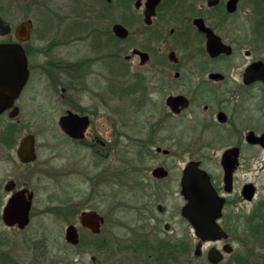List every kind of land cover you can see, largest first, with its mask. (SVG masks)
I'll return each instance as SVG.
<instances>
[{
  "label": "flooded vegetation",
  "instance_id": "1",
  "mask_svg": "<svg viewBox=\"0 0 264 264\" xmlns=\"http://www.w3.org/2000/svg\"><path fill=\"white\" fill-rule=\"evenodd\" d=\"M147 1L132 0L129 8L121 0L82 2L77 22L42 23L38 32L31 20L29 37L19 41L27 79L0 112V223L18 232L31 223L35 191L26 167L37 160L35 134L29 132L33 160L23 159L21 147L28 106L42 97L41 110L47 101L52 106L38 125L58 127L71 150L70 173L85 166L79 156L86 151L91 160L79 172L95 184L111 173L120 185V167L106 166L116 144L128 138L143 156L127 230H115L117 220L106 230L107 215L92 205L78 212L68 209L73 198L51 199L44 212L77 213L64 239L69 225L79 238L117 233L113 264H264V0H159L154 11ZM112 9L121 18H110ZM0 36V43L17 42L14 29ZM107 116L114 117L108 133ZM88 166L98 172L91 176ZM20 191L30 202L22 228L3 216ZM84 211L103 218L97 232L81 225ZM107 249L103 242L98 250ZM34 251L26 263L15 250H0V263L42 264Z\"/></svg>",
  "mask_w": 264,
  "mask_h": 264
},
{
  "label": "rangeland",
  "instance_id": "2",
  "mask_svg": "<svg viewBox=\"0 0 264 264\" xmlns=\"http://www.w3.org/2000/svg\"><path fill=\"white\" fill-rule=\"evenodd\" d=\"M91 1L0 0V16L11 23V34L15 26L26 18H30L33 21L36 27L35 30L38 32V28L42 23L51 26L62 22L61 19L65 23L77 22L73 20V14L81 13L82 2ZM121 2L122 7L129 8L132 5V0H121ZM244 5V3H241L240 6ZM92 6L99 8L100 4L94 3ZM115 17L119 19L121 15L112 9L110 18ZM51 28L52 26L48 29ZM4 39L5 37L0 36V41ZM129 43L128 41L125 45L127 47L125 53L129 52ZM109 66L110 62L106 61L103 66L100 64L99 67L100 69L102 68L103 72H108L110 70L108 69ZM95 69H98L97 64H95ZM94 80L95 77L92 76L90 82H94ZM38 98V102H40L42 97ZM38 102L32 103L33 106H28L30 109L28 110L29 113L26 111L24 131V134L29 132L35 134L37 145V160L26 167V180L35 191L33 217L24 232H18L12 228L6 229L0 223V250H15L16 254H20L22 261H26V263L32 260L35 248L37 253L41 254L40 261L42 264H90L91 255H97L99 258L104 259L107 264H113V249L118 241L117 237H115L117 233L110 237L108 235L113 232L111 231L100 238H93L83 232L81 233V238H84V244L72 250L64 239V229L71 221L76 223L77 213L70 218L65 212L61 216H55L44 212V209L50 204L49 200L51 199L73 198V205L69 206L68 209L75 210L77 208L79 212L84 207L92 205L99 211H104L107 215L108 224L106 225V230H109V226H114L113 222L117 220L122 224V227L120 229L115 225V230L118 232L126 231L125 226L130 225L135 217L133 204L136 198V188L132 185V182L135 178L141 177V170H136L138 166L142 165V161H139L143 157L140 153V148L130 139L121 138L116 144V154L106 158V166L111 164L112 166L120 167V170H118L119 173L121 172L119 174L120 185H114L111 173H106L104 182L96 184L93 181L91 182V180L89 181L86 175L81 174L79 171L89 165L91 160L89 159L90 154L86 153V151H82L79 156H85V166L80 165L82 166L81 168H76V171L74 170L70 173L72 168L71 150L66 141L60 136L58 127L38 125L42 123L40 122L41 119H50L48 115L52 103L47 101L43 104L46 108L44 112L38 107ZM116 105V103H111L112 108L116 107ZM43 112L45 115H43ZM106 119H108L106 122V133H108V130L113 129L114 117L107 116ZM108 123L112 126L107 125ZM146 162L147 159H145L144 165ZM88 168L91 176L98 172V169H93L89 166ZM0 175H2V171H0ZM103 242L109 249L101 252L98 249Z\"/></svg>",
  "mask_w": 264,
  "mask_h": 264
},
{
  "label": "water",
  "instance_id": "3",
  "mask_svg": "<svg viewBox=\"0 0 264 264\" xmlns=\"http://www.w3.org/2000/svg\"><path fill=\"white\" fill-rule=\"evenodd\" d=\"M158 2L159 0H148L147 6H150L152 11H154ZM230 5H235V2L233 4V1H230ZM30 26L31 19L21 21L14 28V37L17 42L0 43V112L2 109L11 105L13 99L17 97L27 79L26 60L19 41L29 37ZM10 30V23L0 16V34L7 35ZM113 30L115 34L121 37L127 35V30L120 24H115ZM70 115L72 114L70 113ZM68 117L69 116L62 117V122ZM79 119L84 120L85 123H87V117ZM61 128L65 133H70L65 124H62ZM76 128L79 129V132H82L84 129L83 126ZM32 141L33 135L29 133L25 136L21 147V155L24 156L23 159L27 162L34 159V152L30 147ZM24 191L16 193L4 208L3 216L7 225L17 224L22 228L27 224L30 202L28 200L24 201ZM30 197L31 193H29V199ZM102 220L103 218L95 211H84L80 215L81 225L90 228L93 232L98 231L99 221ZM79 239L75 226H67L65 232L66 242L75 246L79 243ZM90 259L93 264H100V261L96 256L92 255L90 256Z\"/></svg>",
  "mask_w": 264,
  "mask_h": 264
},
{
  "label": "trees",
  "instance_id": "4",
  "mask_svg": "<svg viewBox=\"0 0 264 264\" xmlns=\"http://www.w3.org/2000/svg\"><path fill=\"white\" fill-rule=\"evenodd\" d=\"M84 244V238H80L79 243L76 246H70V248L73 250L77 249L78 247H80L81 245Z\"/></svg>",
  "mask_w": 264,
  "mask_h": 264
}]
</instances>
